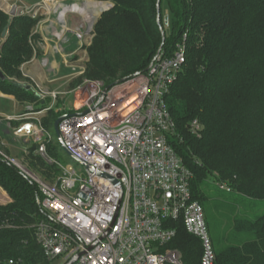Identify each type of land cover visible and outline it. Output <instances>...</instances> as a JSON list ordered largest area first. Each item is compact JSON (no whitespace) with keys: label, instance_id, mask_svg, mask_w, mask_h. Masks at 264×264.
Listing matches in <instances>:
<instances>
[{"label":"trees","instance_id":"1","mask_svg":"<svg viewBox=\"0 0 264 264\" xmlns=\"http://www.w3.org/2000/svg\"><path fill=\"white\" fill-rule=\"evenodd\" d=\"M110 1L114 6L97 22L86 67L88 78L106 85L145 72L163 43L157 0ZM37 24L32 15L10 19L0 10V68L6 75L0 89L23 101L38 97L12 76L22 77L18 67L35 54L30 38ZM161 24L166 54L189 30L187 62L167 101L176 122L172 143L194 174V197L207 203L214 264H264V0H161ZM193 120L200 123L199 135L189 128ZM29 158L51 178L41 157L32 152ZM210 177L231 189L214 205L236 212L232 227L211 213ZM0 184L13 199L0 204V264H52L35 237L34 224L47 217L38 185L2 155ZM169 245L182 252L184 264H201L202 242L184 227Z\"/></svg>","mask_w":264,"mask_h":264},{"label":"built area","instance_id":"2","mask_svg":"<svg viewBox=\"0 0 264 264\" xmlns=\"http://www.w3.org/2000/svg\"><path fill=\"white\" fill-rule=\"evenodd\" d=\"M71 2L94 4H67ZM59 3L54 0L47 8L35 32L41 30L45 40L60 44L58 65L57 57L46 51L39 62L50 83L65 78V87L31 86L38 99L6 116L3 144L19 147L23 160L33 152L48 165L59 164L60 174L52 171L49 179L31 171L18 156L0 151L38 185V203L47 217L34 228L45 256L52 261L63 258L64 264H184L182 252L169 245L182 226L201 240V264H214L205 208L193 195V172L172 143L176 122L167 101L187 62L189 30L172 54L162 50L149 70L105 90V81L88 78L86 66L76 60L92 43L98 18L91 22L82 14V28H73L67 13L63 19L56 15ZM113 6L111 2L109 8ZM39 10L23 8L21 13L37 18ZM163 21L169 26L170 16ZM38 100L48 102L36 108ZM60 116H65L58 128L66 148L90 166L82 163L84 173L50 155L54 136L47 124H55ZM189 128L200 134L198 120ZM221 185L231 191L226 183Z\"/></svg>","mask_w":264,"mask_h":264},{"label":"rangeland","instance_id":"3","mask_svg":"<svg viewBox=\"0 0 264 264\" xmlns=\"http://www.w3.org/2000/svg\"><path fill=\"white\" fill-rule=\"evenodd\" d=\"M46 0H0V10L8 14L9 18L11 19L14 16L17 15H22L21 11L23 8L25 10H29L30 12H34L36 9L40 8L37 18H38V24L35 30H37L42 24L43 19L47 17V15L44 13L47 11V8H52L53 1L48 0V2L45 3ZM64 2V4H67L68 0H57ZM92 2L95 1H101V0H90ZM110 1V0H109ZM56 2V0H55ZM112 2V1H111ZM5 3L9 6L7 7ZM109 10V9H108ZM106 10V11H108ZM27 12V11H26ZM44 13V14H43ZM104 13V12H103ZM102 13V14H103ZM28 14V13H27ZM99 15L97 21L95 22L93 26L94 30V37L96 35L97 31V22L99 18L102 16ZM81 18V16L77 13H71L69 15V19L71 22H74L73 25L79 29L80 24L77 25L76 21ZM169 18V14L167 11H164V20H167ZM34 30L33 36L30 38L31 43L36 47L37 52L35 51V54L33 58L30 61H27L25 63L20 64L18 67L17 71L21 73L22 77L17 78L16 76H12V79L18 82L21 85H28V86H36V83H41L40 79V74L42 73L40 69V64H39V59L42 57L44 54V40L41 31H36ZM9 34V32H8ZM8 36V35H7ZM4 38H0V43H2ZM66 47L70 46V43H65L64 44ZM1 48V44H0ZM77 63L81 66H86L87 67V62L89 60V51L88 47L84 50L81 51L77 54ZM65 72H61L64 75ZM52 86V85H51ZM25 101L19 100L18 97L14 94H8L5 93L2 89H0V113L3 114H15L18 108H22L24 106ZM17 107V108H16ZM6 117L4 115L0 114V123H5ZM14 122L13 124H15ZM47 127L49 128L50 132L54 136V141L50 143V155L54 157L59 163L63 165H73L79 172V174L86 172V166L76 160L74 157H72L68 152L64 150V148L61 146L59 139L57 137V132L55 128L54 123H48ZM0 151L5 152L8 156H18V158L28 167L30 168L31 171L40 174L42 176H46L44 173H42L39 169L33 168L30 163V158L26 157L25 160L22 159V155L20 154V151L18 149L9 148L8 145L3 144L2 139L0 137ZM50 169L53 172H57V175L60 174V167L59 164H53L50 165ZM47 177V176H46ZM218 179L216 177H210V192L212 195H214L215 200H210L209 204L214 206L212 210L213 216L224 223V226H233L234 224V218L236 216V212H232L229 208L226 207H216L214 203L221 202L223 199L221 196L223 194H226V196H229L231 193L227 189L223 188L221 183L217 182ZM13 202V199L9 195V193L3 188V186L0 184V204L2 205H7L9 203ZM206 205L205 203V212H206V217H207V210H206ZM239 209H243L242 205H239ZM261 209H264V205L260 207ZM257 209V208H256ZM223 212L224 216H221L220 214ZM208 221V220H207ZM209 225V223H208ZM210 229V226H209ZM233 229V228H232ZM224 233V231H222ZM211 233V229H210ZM52 264H64L63 258L56 259L52 261Z\"/></svg>","mask_w":264,"mask_h":264},{"label":"crops","instance_id":"4","mask_svg":"<svg viewBox=\"0 0 264 264\" xmlns=\"http://www.w3.org/2000/svg\"><path fill=\"white\" fill-rule=\"evenodd\" d=\"M59 5V4H58ZM67 13V19H68V21H69V23H70V25H72V27L73 28H77V27H75V25H73L74 24V22H71V20L69 19V15L71 14V13H77V14H79L80 16H81V18H79L77 21H76V24L77 25H81V26H83L82 25V23H83V13H81V12H79V11H72V10H69V11H67L66 12ZM83 14V15H82ZM46 19V18H45ZM45 19H43V20H45ZM81 26H79V28L81 27ZM82 28V27H81ZM46 29V28H45ZM41 31V30H40ZM41 33H42V31H41ZM42 36L44 37V35H43V33H42ZM43 40H44V42H45V44H44V48H43V50L44 51H46V52H50L52 55V57H53V59L54 58H56L57 57V60H55V63H54V65L56 66V65H58L60 62H61V54H57V49H56V47H58L60 44L57 42V41H55V40H53V39H50V40H45L44 38H43ZM43 56V55H42ZM39 64H40V62H39ZM40 69H41V71H42V73L40 74V79H41V85L43 86V87H45V88H47V89H56L57 87H60V86H64L65 87V83H66V79L65 78H63V79H61V80H58V81H56V82H52V83H50L49 82V77H48V73L46 72V70H44V68L42 67V65L40 64ZM52 85V86H51ZM35 92V91H34ZM29 101H25V103H24V106L20 109V108H18V110L16 111V113H19V112H22V111H24L25 110V107H26V105H27V103H28ZM48 101H41V102H39V100H38V102L36 103L37 105H36V108H40L42 105H44V104H46ZM17 108V107H16ZM15 113V114H16ZM1 115H4L5 117L7 116V115H15V114H3V113H0ZM53 115H55L54 113H52L51 114V116H53ZM7 120V119H6ZM15 122V121H14ZM13 122V123H14ZM8 123V120L5 122V123H0V137H1V139H2V142L3 141H5V135L4 134H6L7 132H6V130H4V128L8 125L7 124ZM17 123V122H16ZM15 123V124H16ZM9 146V148L11 147V148H15V149H18L19 151H20V154L22 155V153H21V150H20V148L19 147H15V146H12V145H8Z\"/></svg>","mask_w":264,"mask_h":264},{"label":"water","instance_id":"5","mask_svg":"<svg viewBox=\"0 0 264 264\" xmlns=\"http://www.w3.org/2000/svg\"><path fill=\"white\" fill-rule=\"evenodd\" d=\"M87 1H90V0H87ZM95 2H99V3H102V2H109V3H111L110 1H95ZM110 8H111V7H110ZM110 8L108 7L106 10H108V9H110ZM106 10H104L103 12H105ZM157 11H158L157 21H158V24H159V26H160L161 33H162V35H163V43H162V45L160 46V48H159V50H158L156 56L154 57L153 61H152L151 64L146 68L145 71H147V70L150 69V67L153 65V63H154L155 60L157 59V57L160 55V53H161V51H162V49H163L164 41H165V29H164L163 25L161 24V0H157ZM103 12H101V14H102ZM101 14H100V15H101ZM98 17H99V16H98ZM98 17H97V18H98ZM7 35H8V28H6L5 31L3 32V36H4V37H6ZM141 73H142V72H137V73L131 74V75H129V76H126V77L120 78V79H118L114 84L107 85L106 88H105V90L111 88V87L114 86V85H118V84L124 83V82L128 81L129 79H132V78H134V77L140 75ZM0 79H1V80H5V79H6V75L4 74V72L2 71L1 68H0ZM64 117H65V116H60V117L56 120V122H55V128H56V132H57V137H58V139H59V142H60L61 146L64 148V150H65L66 152H68V153H69L72 157H74L76 160H78L79 162L84 163V164H86L87 166H89L87 163H85L83 160H81L80 158H78L76 155H74L73 153H71V152L66 148V146H65V144H64V141H63V138H62V136H61V134H60V132H59V128H58V126H59V122H60ZM89 167H90V166H89ZM77 257H78V256H76V257L74 258V260H76Z\"/></svg>","mask_w":264,"mask_h":264},{"label":"bare ground","instance_id":"6","mask_svg":"<svg viewBox=\"0 0 264 264\" xmlns=\"http://www.w3.org/2000/svg\"><path fill=\"white\" fill-rule=\"evenodd\" d=\"M46 2H48V0H46ZM93 3L94 4H86V5L84 2H74V3L71 2L69 4H64L63 2L60 1L59 6L55 9L57 13L56 15L61 17V19H63L68 10L79 11L83 13L88 20L93 22L101 14V12L106 10L110 5L109 2H102V3L93 2ZM5 5L9 7L6 3Z\"/></svg>","mask_w":264,"mask_h":264}]
</instances>
